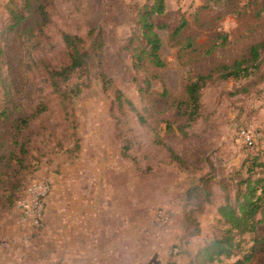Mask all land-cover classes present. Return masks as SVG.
<instances>
[{
	"label": "rangeland",
	"instance_id": "rangeland-1",
	"mask_svg": "<svg viewBox=\"0 0 264 264\" xmlns=\"http://www.w3.org/2000/svg\"><path fill=\"white\" fill-rule=\"evenodd\" d=\"M148 1L0 0V219L15 211L10 183L4 181L14 174L9 160L18 129L29 146L30 168L17 175L23 186L41 177L37 171L43 167L57 171L84 148L98 149L106 167L102 173L113 184L115 208L125 209L130 218V237L118 242L124 260L113 264L201 263L199 252L227 227L218 207L226 197L235 202L238 182L261 171L253 161L264 160V51L252 76L207 84L201 117L191 127L182 128L185 121L175 103L185 98L190 70L207 73L248 56L251 45L264 37V0H166V13L155 18L165 25L157 31L166 66L138 72L129 38L139 35L138 9ZM39 3L50 14L42 34L36 30ZM96 28L105 41L104 67L137 110L127 103L120 108L114 92H105L97 78L67 108L53 93L44 65L62 63V33L85 36ZM147 78L151 86L141 92ZM37 108L44 110L23 128L20 118ZM242 129L256 133L252 146L240 138ZM168 146L200 170L179 167ZM198 185L194 202L187 203L188 189ZM159 209L173 211L169 225L156 219ZM259 217L262 240L245 264H264V215ZM242 240L250 251V236Z\"/></svg>",
	"mask_w": 264,
	"mask_h": 264
},
{
	"label": "trees",
	"instance_id": "trees-1",
	"mask_svg": "<svg viewBox=\"0 0 264 264\" xmlns=\"http://www.w3.org/2000/svg\"><path fill=\"white\" fill-rule=\"evenodd\" d=\"M166 9V0H149L138 9L139 35L129 38L130 43L134 44L132 49L133 67L138 72L146 70L149 66L158 68L166 66L165 58L161 54L163 42L157 31L158 28L165 25H157L155 21L156 17L163 16L166 13ZM37 10L41 13V17L36 23V30L42 34L50 19V14L48 9L41 3L36 7ZM182 26L180 25L177 28V32L181 30ZM62 40L64 43L62 63L57 66L47 64L44 65V69L53 93L59 97L65 108H67V103H71L76 96L82 93L85 87H89L92 78H97L105 92L109 90L114 92L120 108L127 103L130 105L131 110H137L133 103L124 97L122 90L116 86L113 77L108 74L104 67L101 53L105 49V41L103 32L100 29H91L85 36L63 32ZM263 51L264 37L251 45L248 56L236 58L232 63H219L207 73L190 70L187 73V82L184 88L185 98L175 103L177 114L185 121L182 128L191 127L200 119L202 92L207 84L217 78L241 79L252 76L259 71L263 63ZM153 77H156V75ZM135 79L138 80L137 77ZM145 81L147 87H140L141 92L147 91L151 86V78H147ZM43 110L44 108H37L27 117H21L19 122L23 125V128L27 127L26 125L29 124L28 121L31 118ZM19 134L17 129V133L13 137L14 148L9 160L10 166L14 167V174L10 176L9 180L4 181L6 185L7 183L11 184L7 186L11 190L14 204L17 203L26 187L22 185L23 180L17 178V175L21 173L22 169L30 168L26 159L29 153L28 141H23ZM246 145L252 146L253 144ZM167 149L171 160L176 162L182 169L190 170L193 173L200 170L198 165L188 162L172 147L168 146ZM253 164L261 170L257 173V177L254 178L253 174H250L247 178L241 179L238 182L235 202L226 197V202L218 207V214L227 227L199 252L204 260L201 263L198 260H193L191 264L223 262V259L233 257H238V259L232 263L223 264H245L252 260L258 244L262 240L259 233L262 218L259 216L264 215V160L255 157ZM199 190L200 185L188 189L187 203L194 202ZM243 235H249L252 242L251 250L248 252H245L241 246ZM237 236L241 238L238 240Z\"/></svg>",
	"mask_w": 264,
	"mask_h": 264
},
{
	"label": "crops",
	"instance_id": "crops-1",
	"mask_svg": "<svg viewBox=\"0 0 264 264\" xmlns=\"http://www.w3.org/2000/svg\"><path fill=\"white\" fill-rule=\"evenodd\" d=\"M93 149L84 148L77 160L61 163L57 171L44 167L37 171L51 182L44 226L24 242L26 231L15 211L2 217L0 264H113L124 260L118 244L130 237V218L125 209L115 208L113 184L102 173L106 167L98 160V149Z\"/></svg>",
	"mask_w": 264,
	"mask_h": 264
},
{
	"label": "built area",
	"instance_id": "built-area-1",
	"mask_svg": "<svg viewBox=\"0 0 264 264\" xmlns=\"http://www.w3.org/2000/svg\"><path fill=\"white\" fill-rule=\"evenodd\" d=\"M240 138L245 144L252 145L255 142L256 133L250 129H242ZM50 189L51 182L48 179L34 178L26 185L15 204L17 221L20 227L26 231L23 237L24 242L31 240L44 226L46 198ZM173 215L172 210L159 209L156 212V219L163 225H169Z\"/></svg>",
	"mask_w": 264,
	"mask_h": 264
}]
</instances>
